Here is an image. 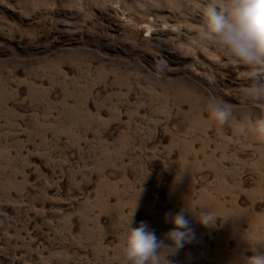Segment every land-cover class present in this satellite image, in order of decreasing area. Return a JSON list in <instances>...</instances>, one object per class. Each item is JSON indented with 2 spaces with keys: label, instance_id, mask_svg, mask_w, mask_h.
<instances>
[{
  "label": "rangeland",
  "instance_id": "1",
  "mask_svg": "<svg viewBox=\"0 0 264 264\" xmlns=\"http://www.w3.org/2000/svg\"><path fill=\"white\" fill-rule=\"evenodd\" d=\"M213 2L0 0V264H125L134 207L158 238L186 209L169 264L264 252V67L200 40Z\"/></svg>",
  "mask_w": 264,
  "mask_h": 264
},
{
  "label": "clouds",
  "instance_id": "2",
  "mask_svg": "<svg viewBox=\"0 0 264 264\" xmlns=\"http://www.w3.org/2000/svg\"><path fill=\"white\" fill-rule=\"evenodd\" d=\"M199 38L214 43L230 60L248 66V77L255 80L264 67V0H228L218 6L209 3L202 11ZM244 96L256 99L264 96V85L241 89ZM209 115L223 124L231 115L230 110L216 101L209 103ZM252 129L258 138L264 139V115L253 123ZM127 221V232L122 244L125 264H169L167 257L194 239V232L186 218V209L165 213L164 221L171 225L160 238L144 221L132 227V218ZM218 217L206 210L198 212L195 220L204 227L214 226ZM165 241H168L165 244ZM247 264H264V252L246 258Z\"/></svg>",
  "mask_w": 264,
  "mask_h": 264
}]
</instances>
